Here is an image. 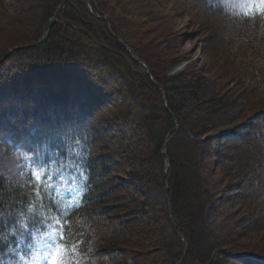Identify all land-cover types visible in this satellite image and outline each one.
I'll list each match as a JSON object with an SVG mask.
<instances>
[{
  "label": "trees",
  "instance_id": "1",
  "mask_svg": "<svg viewBox=\"0 0 264 264\" xmlns=\"http://www.w3.org/2000/svg\"><path fill=\"white\" fill-rule=\"evenodd\" d=\"M198 1L204 11L213 13L221 20H233L223 5L218 3L212 5L210 3L212 0ZM89 4L90 13L82 4L79 6L85 15L96 14V21L88 19L89 22L92 21L90 24L96 27L103 40L115 43L114 47L125 55L123 59L116 60L117 63L127 67L134 66L140 70L136 72L135 87L129 86V91L133 93L134 98L137 95L141 97L138 102L136 101L138 110L134 109V106L128 107L122 114L123 122L120 119L119 125L131 130L129 136L126 135V130L120 131L123 137H127L125 138L128 140L126 148L131 150V145L140 140L145 141L146 148L142 152L128 150L130 153L126 158V164L119 161L106 148L108 145L105 147L104 144L100 146L101 150L97 149L96 141L99 136L91 119L98 112L99 107H92L91 95H88L89 98L85 104L80 103L81 99H78L84 94H77V96L74 94L66 102L47 101L43 98L29 107L27 106L29 103L20 100L18 104L0 109V142L9 139L8 147L23 149L28 154L29 166L42 173L40 180L27 184H18L0 174V264H22L23 259L31 252L33 238L48 233L54 218H59L60 221L56 242L63 245L71 255L75 251L81 253L82 260L86 264H90V260L91 262L94 260V264H113V255H117L120 251L114 248V242L127 236H136L131 240L136 249H141L142 246L155 247L158 254L156 264H230L228 260L237 257L230 254L235 250L230 245V238L226 236L222 238L214 234V230H211L209 226L217 229L219 225L215 223L212 225L204 219V213L214 209L212 197L217 192L215 187H218V182L210 180L203 174V164L210 156V152L217 157L224 156L223 158L229 160L226 163L231 164L234 160L232 155L216 151L215 147L212 149V142L220 139L219 145L223 148L225 145L229 147L232 143L234 145L232 150L238 151V141L243 138L234 133L246 124L247 132L241 135H249L252 142L264 144V94L259 93V86L250 91L249 95L256 96L255 101L253 98L250 99V104L262 106L254 108L251 112L253 115L250 116L251 121L249 122L248 119V123L243 124H238L240 118L237 114L226 115L227 101L225 99H217L215 102L197 100L193 94L197 86L195 82H191L192 85L184 89V94L193 99L182 100L177 105L175 99H171L168 95L166 87L154 77L149 59L141 55L129 39L114 27L111 16L102 12L98 2L94 6V2L89 0ZM62 12L60 20L68 26L70 20L64 21L62 15L64 12ZM256 13L264 16V8L257 10ZM69 15L82 21L83 16L78 17L75 9L73 12L70 11ZM50 16L51 13L47 18ZM57 23L58 21L54 24ZM79 25L80 27L72 26V29L68 31L76 35L80 31L85 32L95 42L96 49L104 57L111 59L107 53L109 49L105 50V46L101 44L102 41L96 36L91 25L83 23ZM63 28L65 26L56 27L52 32L53 27H51L43 44L31 49L17 50L15 53H25L40 48L38 57L44 61V64L46 63L45 65L53 62L52 55L57 52L61 56L66 55L67 59H73L74 56L68 55H71L73 50L70 42L57 36ZM51 34L58 40L56 43L47 42ZM122 40L126 41L134 58L146 62L150 76L129 55ZM81 58L86 59L83 56ZM110 65L113 67V73H117L118 66L114 63ZM250 66L243 69V73L247 75L246 78L254 83L256 81L264 83V72L260 68L254 71ZM255 77L258 79L256 80ZM143 86L153 88L154 95H148ZM165 94L168 97V109L161 104V97ZM182 95L178 92L175 97ZM259 95L261 97H257ZM250 114H246L243 118ZM137 115L139 121L132 126V116ZM174 120L178 124H175ZM229 126L230 128H223ZM186 133L192 139L186 138ZM166 140L168 142L165 145ZM164 147L165 155L162 154ZM204 148H207L209 152ZM128 151L126 150L127 153ZM219 161L223 166L226 164L220 159ZM120 165L128 168L124 171L125 178L110 176V172ZM226 171L232 178L238 173L237 168H227ZM48 177L61 181L64 185L67 184L66 196H62L47 180ZM149 183H156L167 189V197L161 198L162 206L159 209L152 206L148 208L150 200L143 198L145 193L140 188ZM126 186L131 188L133 196L130 198L136 204L131 214H138V212L141 215L154 214V218L150 216L148 219L153 224L160 219L162 225L159 229H155L153 224L128 229L131 221L138 222L135 216H132L131 221L122 219L109 233L106 234L103 231L104 225L101 222L103 220L98 216L121 211L125 203L128 204L123 194ZM239 196L242 204L250 206V200L246 194L237 192L233 194L234 198ZM117 201L119 204H112ZM247 229L263 231L264 225L258 222L248 226ZM221 243L229 247L220 250L218 247ZM261 251L259 255L251 253L255 256L251 259L242 254L240 260L245 262L239 264H264L261 261H264V248ZM145 253L146 250L144 252L134 250L133 255L138 258Z\"/></svg>",
  "mask_w": 264,
  "mask_h": 264
},
{
  "label": "rangeland",
  "instance_id": "2",
  "mask_svg": "<svg viewBox=\"0 0 264 264\" xmlns=\"http://www.w3.org/2000/svg\"><path fill=\"white\" fill-rule=\"evenodd\" d=\"M75 1H66L64 13L61 11L63 20H70L68 26L60 20V15L56 20L58 23L52 26V32L56 27L65 26L57 36L70 42L73 50H71L72 54L68 55L74 58L67 59L66 55L61 56L57 52L53 54L54 56L52 55L53 62L45 65L46 63L44 64V61L38 57L40 48L25 53L12 52L0 65V109L18 104L20 100L29 103L27 105L29 107L43 98L47 101L66 102L74 94L87 95H81V98H78L81 101L75 99L85 104L89 98L88 95H91L92 107H99L98 112L91 119L99 136L96 148L104 144L105 147L108 145L106 148L119 161L126 164V158L132 150L142 152L146 148L144 140L133 143L131 150L126 148L128 140L125 138L127 137H123L120 131L126 130V135L129 136L131 130L119 125L121 116L128 107L134 106V109L138 110L137 102L141 97L137 95L134 98L133 93L129 91V86L135 87L136 72L140 70L134 66L127 67L117 63L116 60L123 59L125 55L114 47L115 43L113 45L103 40L96 27L90 24L97 18L96 14H89L91 10L89 0ZM60 2L61 0H0V58L10 48L32 44L39 40L47 20ZM91 2H94V6L98 2L102 12L111 16L114 27L129 39L141 55L149 59L154 77L166 87L168 95L171 99H175L177 105L182 100L193 99L184 94V89L192 85L191 82H195L197 86L193 94L197 100L215 102L217 99H225L227 101L226 115L237 114L240 118L238 124L248 123V119L250 122L252 110L262 106L250 104V99L254 100L256 96L249 94L251 90H255L256 86L260 88L259 93L264 94L263 81L252 82L246 78L247 75L243 73V69L251 65L254 71L260 68L264 72V16L252 13L253 9L264 7V0L210 1L212 5L218 3L227 7L234 21L221 20L213 13L204 11L198 0H91ZM79 4L88 10L87 16ZM74 9L78 17H84H81L82 21L76 20L74 16L70 17L69 13ZM50 13L51 16L47 18ZM245 16L248 18L244 19ZM88 19L92 21L89 22ZM82 23L91 25L96 36L102 41H100L101 44L105 46V50L109 49L107 53L111 59L104 57L96 49L95 42L85 32L80 31L76 35L68 31L72 29V26L80 27L79 24ZM49 41L56 43L58 40L51 34L47 42ZM82 56L86 59L82 60ZM111 63L118 66L117 73H113ZM193 78L197 80L194 81ZM255 79L258 78L255 77ZM143 89L148 95H154L153 88L144 87ZM178 92L183 95L175 97ZM27 97L30 98L27 99ZM161 98L162 106L168 109V97L165 94ZM246 114L250 115L243 118ZM137 116H132V126L139 121ZM174 122L178 124L176 120ZM246 126L247 124L234 133L243 138L238 141V151L232 150L234 146L232 143L229 147L225 145L223 148L219 145L220 139L212 142V149L215 147L216 151L232 155L234 160L231 164L226 163L229 160L223 158L224 156L217 157L212 152L203 164V174L210 180L218 182V187H215L217 192L212 197L214 209L207 210L204 213V219L212 225L214 223L219 225L217 229L209 226L211 230H214V234L222 238L224 236L230 238V245L235 248L230 254L237 255L228 260L230 264L244 263L245 261L240 260L242 254L251 259L252 256L255 257V254H261L264 248V230L247 229L248 226L258 222L264 225V144L252 142L249 135H241L246 134ZM223 128L227 129L230 126ZM185 136L192 139L187 133ZM9 143V139L0 142V174L18 184L31 183L29 176L34 178L33 180H40L42 175L39 171L29 169V158L26 152L21 148L8 147ZM118 145L119 147H116ZM204 149L209 152L207 148ZM126 150L130 152L127 153ZM219 159L226 164L221 165ZM124 165L117 166L110 172V176L125 178L124 171L128 168ZM227 168H237L238 173L233 175L234 178L227 174ZM56 188L64 191L60 185ZM140 189L145 193L143 198L150 200L148 208L152 206L159 209L162 206L161 198L165 196L163 187L156 183H149ZM236 192L246 194L249 197L250 206L242 204L239 201L240 196L234 198L233 194ZM123 194L128 204L125 203L121 211L98 216L103 220L101 221L104 225L102 229L106 234L112 231L122 219L131 221L132 216H135L138 222L131 221L128 229L153 224L148 218L150 216L154 218V214L141 215L139 212L131 214L136 204L131 201L133 192L129 186H126ZM112 204H119V202ZM159 218L157 215V219ZM227 218L228 224H226ZM224 222L226 225L223 224ZM161 225L160 219L153 224L155 229H159ZM56 232L54 228L46 240L39 242L35 251L25 261L26 264H46L51 252L56 250V246L59 247L63 264H86L82 260L81 253L75 252L71 256L64 247L51 242L50 239ZM137 236H139L138 233ZM133 238L135 239L136 236L122 237L120 241L114 242V248L120 251L117 255H113V264H130V261L132 264H156L158 254L155 247L142 246L141 249H136L131 242ZM223 244L221 243L218 249L225 250L229 247ZM134 250L142 252L146 250V253L136 258L133 255ZM90 264H94V260L92 262L90 260Z\"/></svg>",
  "mask_w": 264,
  "mask_h": 264
},
{
  "label": "water",
  "instance_id": "3",
  "mask_svg": "<svg viewBox=\"0 0 264 264\" xmlns=\"http://www.w3.org/2000/svg\"><path fill=\"white\" fill-rule=\"evenodd\" d=\"M67 0H61L60 4L57 6V8L54 10L52 16L47 20L46 25H45V29L43 31V34L41 36V38H39V40H37L36 42L32 43V44H26L23 46H15L13 48H10L9 50H7V52L5 54H3V56L0 58V63H2L4 61V59H6L12 52L16 51V50H22V49H29V48H33V47H37L41 44H43V42L46 39L47 36V32L48 30L52 27V25L56 22L57 18L59 17L62 9L64 8V5L66 3ZM106 18V17H105ZM107 19V18H106ZM123 43L126 44V41L123 40ZM127 45V44H126ZM127 49L129 50L128 46ZM142 67L145 69L146 73L149 74V70H148V66L146 64L145 61L140 62ZM168 140H166V142L164 143L165 145L167 144ZM162 154L165 155L166 154V148L164 147V149L162 150ZM164 192H165V196L167 197V189L166 187L164 188ZM253 257V256H252ZM255 258V257H253Z\"/></svg>",
  "mask_w": 264,
  "mask_h": 264
},
{
  "label": "snow or ice",
  "instance_id": "4",
  "mask_svg": "<svg viewBox=\"0 0 264 264\" xmlns=\"http://www.w3.org/2000/svg\"><path fill=\"white\" fill-rule=\"evenodd\" d=\"M61 239H63L62 236ZM46 264H63V260L60 258V251L58 246H56L55 251L51 252Z\"/></svg>",
  "mask_w": 264,
  "mask_h": 264
},
{
  "label": "bare ground",
  "instance_id": "5",
  "mask_svg": "<svg viewBox=\"0 0 264 264\" xmlns=\"http://www.w3.org/2000/svg\"><path fill=\"white\" fill-rule=\"evenodd\" d=\"M5 60V59H4ZM1 64V63H0Z\"/></svg>",
  "mask_w": 264,
  "mask_h": 264
}]
</instances>
